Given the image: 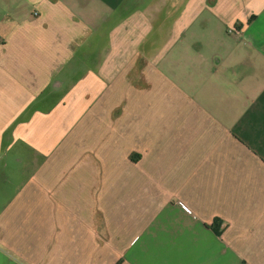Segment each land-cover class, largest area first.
<instances>
[{
    "label": "crops",
    "instance_id": "1",
    "mask_svg": "<svg viewBox=\"0 0 264 264\" xmlns=\"http://www.w3.org/2000/svg\"><path fill=\"white\" fill-rule=\"evenodd\" d=\"M0 264H264V0H0Z\"/></svg>",
    "mask_w": 264,
    "mask_h": 264
},
{
    "label": "built area",
    "instance_id": "2",
    "mask_svg": "<svg viewBox=\"0 0 264 264\" xmlns=\"http://www.w3.org/2000/svg\"><path fill=\"white\" fill-rule=\"evenodd\" d=\"M185 207V209H187L188 210V208L186 207V206H184Z\"/></svg>",
    "mask_w": 264,
    "mask_h": 264
},
{
    "label": "trees",
    "instance_id": "3",
    "mask_svg": "<svg viewBox=\"0 0 264 264\" xmlns=\"http://www.w3.org/2000/svg\"><path fill=\"white\" fill-rule=\"evenodd\" d=\"M217 230V227H214Z\"/></svg>",
    "mask_w": 264,
    "mask_h": 264
}]
</instances>
